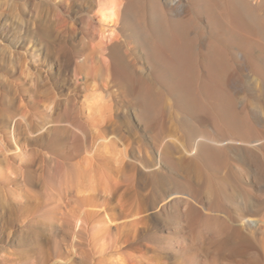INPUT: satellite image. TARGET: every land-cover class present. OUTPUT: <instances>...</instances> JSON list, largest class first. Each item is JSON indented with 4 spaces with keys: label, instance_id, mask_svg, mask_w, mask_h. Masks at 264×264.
<instances>
[{
    "label": "rangeland",
    "instance_id": "obj_1",
    "mask_svg": "<svg viewBox=\"0 0 264 264\" xmlns=\"http://www.w3.org/2000/svg\"><path fill=\"white\" fill-rule=\"evenodd\" d=\"M125 1L104 0L101 6L98 0H0V66L9 71L0 69V80L12 78L19 87L5 110L9 119L0 117V137L18 141L20 150L14 144L10 150L37 168L65 107L74 125L62 133L73 155L71 185L66 191L59 183L65 175L61 167L52 169L51 180H38L31 188L37 204L30 218L10 212L14 194L9 192L24 189L3 180L6 166L1 164L0 264H41L43 255L55 264H120L115 258L122 254L125 264H135L132 255L142 257L136 264H192L193 259L197 264H264V0ZM112 6L116 13L107 18ZM157 29L194 54V85L184 91L168 88V73L151 71L146 52L164 47ZM67 32L72 56L65 65L50 50L53 41L63 45ZM110 33L121 39L130 35L124 45V52L136 54L128 58L130 74L154 83L153 89H135L144 106L133 103L134 90L128 94L112 83L118 67L107 50L104 57L94 53L106 40L101 34ZM198 47L228 55L211 70L199 60ZM46 79L57 85L52 98L44 100L38 90ZM101 117L104 126L119 130L104 133V144L99 135L91 142L88 131L83 137L76 129H94V118ZM37 218L39 240L59 241L43 255L36 239L33 244L25 239ZM51 219L55 228L49 235L43 222ZM132 236L142 243L153 236V247L135 251L109 245Z\"/></svg>",
    "mask_w": 264,
    "mask_h": 264
},
{
    "label": "bare ground",
    "instance_id": "obj_2",
    "mask_svg": "<svg viewBox=\"0 0 264 264\" xmlns=\"http://www.w3.org/2000/svg\"><path fill=\"white\" fill-rule=\"evenodd\" d=\"M125 1V0H123ZM232 1V0H231ZM234 1V0H233ZM242 1V0H241ZM126 2V1H125ZM157 2V1H156ZM177 2V1H176ZM214 2V1H213ZM238 2V1H237ZM244 2V1H243ZM170 3V2H169ZM234 3V2H233ZM98 4L101 6H104V0H98ZM129 4L127 2V5H125V12L128 10ZM197 4V2H196ZM215 4V2H214ZM239 4V3H238ZM258 4V3H257ZM232 5V4H231ZM234 5V4H233ZM232 5V6H233ZM256 5V4H255ZM173 6V5H172ZM238 6V5H237ZM247 6V5H246ZM236 7V6H235ZM120 8V7H119ZM181 8V7H180ZM178 9V7H177ZM239 11V9L242 8H235ZM109 14L106 15L107 18H111L115 15L116 12H114V7L112 6L111 8L108 9ZM121 11V10H120ZM232 11V10H231ZM119 12V11H118ZM235 12V11H234ZM239 13V12H238ZM245 13V12H244ZM242 13H240L241 15ZM239 15V16H240ZM118 16H120L118 14ZM160 16V15H159ZM122 17V16H121ZM242 17V16H241ZM120 17H118L119 19ZM184 20V17H182ZM244 18V17H243ZM246 18V17H245ZM252 18V17H251ZM118 19H115L118 21ZM264 19V18H263ZM262 19V20H263ZM176 20V19H175ZM179 21H182L179 18ZM247 21V20H246ZM250 21V18H249ZM248 21V22H249ZM252 21V20H251ZM250 21V22H251ZM261 21V20H260ZM115 22V21H114ZM176 22V21H175ZM255 22V21H253ZM246 23V22H245ZM248 24V23H247ZM245 24V26L247 25ZM178 25V24H177ZM257 25V24H256ZM186 26V25H185ZM248 26V25H247ZM258 26V25H257ZM261 26V25H260ZM160 27V26H159ZM259 27V26H258ZM262 27V26H261ZM180 29V27H178ZM254 28H256L254 26ZM260 29V27H259ZM262 30V29H261ZM111 31V30H110ZM251 31V30H250ZM258 31V30H257ZM260 31V30H259ZM45 34V36H53L50 32L48 31H43ZM84 32V31H83ZM112 32V31H111ZM158 36L161 38L162 40V46L163 50L162 52L156 51V50H148L146 52V56L149 59L150 63H151V71L155 74H160V73H168V78H169V82H168V88L169 89H174V88H181L183 90V88L186 85H190L193 84V78H194V74H193V66H194V62H193V57L194 54H192L193 52L189 51V48L186 45H183V43H174L172 40V37H169V34L164 31V30H158ZM183 31H181L182 33ZM85 33L94 35L91 30H85ZM186 33V32H185ZM56 34V33H55ZM247 34V33H246ZM245 34V35H246ZM102 37L106 38L105 42L103 40V42L101 41L97 46L96 49L94 51V53L96 52H100L101 56L104 57V50H107V54L109 56V58L111 59V61L118 67L117 70V75L116 77H114V79L112 80V83H115L116 85H118L119 87H121L123 90H126V92L129 94L130 92H133V94L131 95V99L133 101V103L138 104L139 106H144V102L141 100V97L139 96V91L138 93H135V89L138 88V90L143 86L146 85L145 87H149V89H153L154 88V83L153 82H148L144 77L137 75L136 73H134L133 75L130 69V63H129V59L131 58L132 60L134 58H136V54L133 52V54H127L126 52H124V45L127 42V38L130 37V35L125 36L124 39H121V37L118 36V34L116 33H110L109 35H104L101 34ZM57 36H62V35H57ZM186 36V35H185ZM243 36V35H242ZM249 36V35H248ZM247 36V37H248ZM251 36V35H250ZM249 36V37H250ZM255 36V34L253 35ZM258 36V35H256ZM255 36V37H256ZM55 38V36H53ZM188 37V36H187ZM246 37V38H247ZM81 38V37H80ZM180 38V37H179ZM253 38V37H252ZM259 38V37H258ZM56 39V38H55ZM62 39V38H61ZM137 41H139V37L135 38ZM174 39V37H173ZM176 39V38H175ZM241 39V38H240ZM238 39V40H240ZM243 39V38H242ZM72 40V34L70 32H67L66 35L64 34L63 36V45H60L58 47H56L54 41L53 43L51 42V44H53V48L50 50V52L55 55L54 57H57L58 59L61 60V62L65 65H67L70 62L71 56H72V48H70L68 46V41ZM140 40L145 44V45H150L149 40L147 39L146 36H140ZM151 40V39H150ZM185 40V39H184ZM246 40V39H245ZM254 40V39H253ZM256 40H258L256 38ZM255 40V41H256ZM242 41V40H241ZM188 42V41H187ZM208 42V41H207ZM235 44H238L240 42L235 41ZM238 42V43H237ZM247 42V41H245ZM244 44V43H243ZM50 45V44H49ZM208 45V44H207ZM241 45V44H240ZM258 45V44H257ZM153 46V45H152ZM190 46V45H189ZM235 46V45H234ZM237 46V45H236ZM151 47V46H150ZM238 47H242V46H238ZM236 47V48H238ZM158 48V47H157ZM258 48V47H257ZM262 48V47H260ZM150 49V48H149ZM156 49V48H155ZM160 49V48H159ZM221 49V48H219ZM254 49V48H253ZM263 49V48H262ZM261 49V50H262ZM222 50V49H221ZM250 50V49H249ZM252 50V49H251ZM258 50V49H257ZM260 50V51H261ZM229 51V50H228ZM256 51V50H255ZM254 51V52H255ZM244 52V51H243ZM251 53V51H249ZM221 51L214 49V48H208L206 51H202V48L198 47L197 48V55L200 57V61H202V65L204 63V65H207L209 69L214 70V66H215V62L219 59L222 58L228 54H220ZM227 53V52H226ZM236 53V52H235ZM247 53V52H246ZM258 53V52H257ZM233 54V53H231ZM255 54V53H254ZM262 54V53H261ZM247 55V54H246ZM52 56V55H51ZM250 56V55H249ZM248 56V57H249ZM253 56V54H252ZM255 56V55H254ZM232 57V56H231ZM234 58V57H233ZM239 58V57H238ZM250 58V57H249ZM252 58V57H251ZM254 58V57H253ZM228 62H229V58ZM237 59V58H236ZM264 59V58H263ZM261 59V60H263ZM157 60V61H155ZM223 60V59H222ZM225 61V60H224ZM220 62V61H219ZM218 62V63H219ZM227 62V61H226ZM234 62V61H233ZM200 63V64H201ZM223 63V62H222ZM196 64V63H195ZM223 64H227V63H223ZM235 64V63H234ZM250 64V63H249ZM243 65V64H242ZM245 65V64H244ZM225 66V65H224ZM197 67V65H196ZM219 68V67H218ZM226 68V67H225ZM237 68V67H236ZM245 68V67H244ZM264 68V67H263ZM0 69L5 71V72H9L7 67H2L0 66ZM195 69V68H194ZM223 69V67L221 68ZM229 69V68H228ZM241 69V68H240ZM243 69V67H242ZM150 70V69H149ZM196 70V69H195ZM198 70V69H197ZM227 70V69H226ZM248 70V69H247ZM206 71V70H205ZM210 71V70H209ZM239 71V70H238ZM253 71V70H252ZM207 72V71H206ZM211 72V71H210ZM219 72V71H218ZM226 72V71H225ZM224 72V73H225ZM263 72V71H262ZM131 73V74H130ZM165 73V74H166ZM209 73V72H208ZM214 73V71H213ZM212 73V74H213ZM233 73V72H232ZM199 74V73H198ZM210 75V74H209ZM200 76V74L198 75ZM208 76V75H207ZM211 76V75H210ZM218 76V75H217ZM148 77V76H147ZM223 77V76H222ZM221 77V78H222ZM50 78V77H49ZM167 78V79H168ZM217 78V77H216ZM264 78V77H263ZM166 79V80H167ZM236 79V78H235ZM43 80V78H42ZM150 80V79H149ZM204 80V79H203ZM213 80V79H211ZM210 80V81H211ZM208 80H206L207 82ZM209 81V82H210ZM216 81V79H215ZM222 81V80H221ZM207 82V83H209ZM196 83V82H195ZM205 83V82H203ZM156 84V83H155ZM164 84V83H163ZM40 85V90H38L39 92V96L41 98L44 97V100H46V98H52V94H53V88L57 85L53 80L51 79H46L45 81H40L39 82ZM167 85V83H166ZM207 85V84H205ZM205 85L202 84L203 87H206ZM215 85V83H214ZM218 85V83H217ZM201 86V87H202ZM230 86V85H229ZM241 86V85H240ZM251 86V85H250ZM262 86V84H261ZM221 88V87H219ZM241 88V87H240ZM250 88V87H249ZM252 88V87H251ZM205 89V88H204ZM203 89V90H204ZM211 89V88H209ZM215 91V88H213ZM234 89V88H233ZM254 89V88H253ZM264 89V88H263ZM160 92H162V89H159ZM261 90V89H260ZM179 91V90H178ZM184 91V90H183ZM248 91V90H247ZM256 91V89H255ZM210 92V91H209ZM249 92V91H248ZM254 92V91H253ZM19 93V87L17 85V82L15 80H13L11 78V80L9 79H2L0 80V117L2 119V121H7L10 117V114H8L7 112H5V110H7L8 107L11 106V104L14 103V99L15 97L18 95ZM251 93V91H250ZM205 94V92H204ZM255 95H257V93H253ZM212 95V94H211ZM236 96V95H235ZM240 96V95H239ZM213 97V96H212ZM220 97V96H219ZM264 97V96H263ZM187 98V97H186ZM221 98V97H220ZM226 98V97H225ZM255 98V97H254ZM199 99V98H198ZM197 100V99H196ZM222 101V100H221ZM233 102V101H232ZM251 105V104H249ZM248 105V106H249ZM259 105V104H258ZM264 105V104H263ZM46 107H48V105H45ZM250 107V106H249ZM262 107V105H261ZM238 108V107H237ZM48 109H51V107H48ZM160 109V108H159ZM165 109V108H164ZM234 109V107H233ZM261 110V109H260ZM99 112H101L98 109ZM251 112V111H250ZM59 114V113H58ZM70 112L68 107H65L64 110L61 112L59 119H57V132L54 135V138L51 142L46 144V148L48 150V154H41L40 156L43 157V162L40 161L38 163L37 168H35V162L33 160L29 161V160H24L23 156L20 154V152H12L10 150V147L14 145L18 146V141H16L14 139V142H10L7 139L0 137V178L2 174L1 171L4 170L1 168V164H5V168L6 170H9V173H6L7 171L4 170L3 173L5 175V178H3V180L7 181L8 183H15L18 184L20 186L23 187V192H18V191H11L9 193L14 194L12 200L10 201V204H13L12 209L10 210V212H17L18 216H20L19 219H21L24 215L23 213L27 214L28 217L31 216V212L33 210H35L34 208H36V204L37 202L35 201V196L32 193L31 188L36 184V182L39 181H47V180H51L52 177V169H54L55 167H58V169H60V167L65 171L64 172V177H62V179H60L59 183L61 185H63V188H65L66 191H68L70 185H71V181L68 173L70 171L69 166L71 164V159L73 158V155L71 153L70 150L67 149L66 147V143L64 142V135L62 134L64 131H67L70 129V127H73V122L70 119ZM233 114V113H232ZM260 115V114H259ZM235 116V115H234ZM217 117V116H216ZM258 117V116H257ZM261 117V116H260ZM102 119H96L94 118V121L92 123V125L94 126V129H88V128H80L77 127L76 129L83 135V137H87V133L86 131L89 132V134L92 136L91 138V142H93L92 138L93 137H100V140L102 141V143L104 144V133H109V132H114V133H118L119 130H117L116 127L114 128H109L107 126H104V117H101ZM258 119V118H257ZM260 122L262 119H259ZM219 121V120H218ZM263 121V120H262ZM239 122V121H238ZM258 122V120H257ZM264 122V121H263ZM262 122V123H263ZM256 123V120H255ZM130 125V124H129ZM242 125V124H241ZM257 125V124H256ZM239 126V125H238ZM260 126V125H258ZM131 127V126H130ZM238 128V127H237ZM162 130H159V132H157V134L163 133L161 132ZM215 132V131H214ZM108 137V136H107ZM216 137V136H215ZM116 138V137H115ZM63 139V140H62ZM106 139V138H105ZM167 139V138H166ZM201 139V138H200ZM116 140V139H114ZM113 140V141H114ZM208 140V139H207ZM258 140L260 141V138H258ZM253 141V140H252ZM256 141V140H255ZM254 141V142H255ZM263 141V140H262ZM115 142V141H114ZM164 143V142H163ZM210 143V142H209ZM218 143V142H217ZM251 143V142H250ZM260 143V142H259ZM257 143V144H259ZM212 145V144H211ZM252 146V145H251ZM20 150V147H17ZM97 149V148H96ZM193 150V149H192ZM212 150V149H211ZM126 152V151H125ZM189 153V152H188ZM213 153V152H212ZM157 154V153H156ZM57 156L60 158V160L55 159L54 157ZM158 156V155H157ZM215 157V156H214ZM117 158V157H116ZM51 162H53V168H52V164ZM15 163H18L17 165H15ZM214 163V162H213ZM141 165V164H140ZM149 168V167H148ZM147 168V169H148ZM57 169V168H56ZM56 177V176H55ZM58 184V183H57ZM83 185V184H82ZM1 186V185H0ZM14 187V186H13ZM80 189V187H79ZM8 190H3V193H6ZM47 191V190H46ZM45 193V192H44ZM68 195V194H67ZM66 195V196H67ZM65 196V197H66ZM61 197V196H60ZM44 200V199H43ZM46 201V200H45ZM69 201V200H68ZM60 202V201H59ZM196 203V202H195ZM2 212V211H1ZM188 212V211H187ZM7 213V212H6ZM82 213H86L85 210L82 211ZM197 212H195L196 214ZM81 214V212H80ZM27 217V218H28ZM9 218V217H8ZM26 218V219H27ZM30 218V217H29ZM22 220V219H21ZM134 220V219H133ZM251 220V219H250ZM253 220V219H252ZM29 222V221H28ZM35 222V224H34ZM34 222H31V225L33 226V228L30 229V231L27 232V237L25 239H28L29 241H31V243L33 244L32 240L36 239L34 246L35 248L39 251V255H43L42 252H45V250H52L50 248H48V246H53V249H55L58 245H59V241L51 236H46V240H39V236H36L38 233V225H39V221L38 218L34 220ZM58 222V220H57ZM134 222V221H133ZM45 223L43 226L44 230H48L49 235H52L53 229L55 228V221L54 220H50L47 222H43ZM3 224V223H2ZM6 224V223H4ZM9 224V223H8ZM58 224V223H57ZM134 224H136L134 222ZM11 225V224H10ZM18 225V223H17ZM77 225V224H76ZM8 226V225H6ZM27 226V224H26ZM25 226V227H26ZM19 227V226H18ZM4 228V227H3ZM24 230V229H23ZM11 231V230H10ZM27 231V230H26ZM25 231V232H26ZM2 233V232H0ZM25 234V233H24ZM10 237V236H9ZM24 237V236H23ZM74 236H72L73 238ZM107 237V236H106ZM91 238V237H90ZM153 236H147V241L145 243H142L141 240L138 239V236H132L131 239L128 240V238H123V239H115L113 240L114 243L109 244L111 247H113V249H119L120 245H123L125 248H127V250H135V251H146L148 249H151L153 246L149 243V241H154ZM8 239V238H7ZM60 239V238H59ZM106 241V240H105ZM108 241V240H107ZM112 241V242H113ZM89 242V241H88ZM92 242V241H91ZM110 242V240H109ZM73 243V242H72ZM106 243V242H105ZM104 243V244H105ZM90 244V243H89ZM103 244V243H102ZM101 244V246H102ZM108 244V243H107ZM98 245V244H97ZM96 245V246H97ZM100 246V244H99ZM105 246V245H103ZM98 247V246H97ZM96 247V248H97ZM102 247H100L101 249ZM105 248V247H104ZM107 248V247H106ZM80 249V248H79ZM112 249V250H113ZM109 250V248H108ZM56 251V250H55ZM55 251H50L51 254H54ZM93 251V250H92ZM66 252V251H65ZM169 252V251H168ZM55 252V255H57ZM61 253V252H60ZM67 253V252H66ZM86 253V252H85ZM97 253V252H96ZM102 253V252H101ZM46 255V254H45ZM59 255V254H58ZM65 255V253H64ZM63 255V256H64ZM70 254H67V256H69ZM126 256V255H124ZM102 257V256H101ZM142 258V257H140ZM140 258H136V256H130V259L134 262L135 260V264L136 262L140 261ZM196 258V257H195ZM50 259V258H49ZM46 260V256L43 255L42 257V261L41 264L44 263H49V264H55V261L53 259V261L51 260ZM85 259V258H84ZM116 261L119 262L120 264H122V262L124 263V257L123 254L122 255H116ZM190 259V258H189ZM198 259V258H197ZM196 259V260H197ZM69 260V259H68ZM94 260V259H93ZM126 260V259H125ZM165 260V259H164ZM163 260V261H164ZM194 260V259H193ZM192 260V264H197L196 262H193ZM167 261V260H166ZM126 263V262H125ZM124 263V264H125ZM58 264V263H57ZM133 264V263H132ZM145 264V263H144ZM152 264V263H151ZM199 264V263H198ZM201 264V263H200Z\"/></svg>",
    "mask_w": 264,
    "mask_h": 264
}]
</instances>
